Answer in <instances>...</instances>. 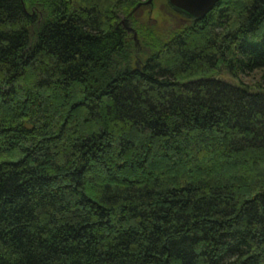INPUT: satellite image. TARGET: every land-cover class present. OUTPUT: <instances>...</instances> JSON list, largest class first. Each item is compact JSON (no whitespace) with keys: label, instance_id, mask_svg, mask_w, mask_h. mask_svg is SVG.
<instances>
[{"label":"trees","instance_id":"16d2710c","mask_svg":"<svg viewBox=\"0 0 264 264\" xmlns=\"http://www.w3.org/2000/svg\"><path fill=\"white\" fill-rule=\"evenodd\" d=\"M140 2L0 0V264H264V0Z\"/></svg>","mask_w":264,"mask_h":264},{"label":"rangeland","instance_id":"374dc122","mask_svg":"<svg viewBox=\"0 0 264 264\" xmlns=\"http://www.w3.org/2000/svg\"><path fill=\"white\" fill-rule=\"evenodd\" d=\"M142 2H143V8L141 10L138 9L139 11L137 10L136 12L132 13V15L135 13L134 20L137 21L140 25H143V26L148 25V27H152L160 35H162L163 38L169 37L176 29H178L181 26V21L178 19V17L174 15L168 9L167 0H155L152 6L145 5L146 0H142ZM138 38L140 40L139 35H138ZM263 77H264V74H262V71L254 72L251 75H245V77H243V82L249 85L256 84V85L264 86ZM223 79L231 81V83L233 84H239V82H237L234 78H232L227 73H224ZM262 159H264V156H262L261 154L257 155L256 160H262ZM202 161L203 162L201 163H208L207 159L206 160L202 159ZM247 161L248 160L246 159L233 160V161H227L225 164L231 167L235 165H237V167L241 166V170H243V172L244 171L246 172L245 174H240L241 177H243L244 179L246 178L248 180H252L256 178L257 176H259V172L249 174L245 166L247 164ZM242 166H245V169H243ZM229 174H231L234 178L238 177V173L236 175L233 171L229 172ZM223 177L224 176H222L221 178Z\"/></svg>","mask_w":264,"mask_h":264},{"label":"water","instance_id":"95a60500","mask_svg":"<svg viewBox=\"0 0 264 264\" xmlns=\"http://www.w3.org/2000/svg\"><path fill=\"white\" fill-rule=\"evenodd\" d=\"M152 1L149 0L145 4H149ZM220 1L222 0H167L170 7L195 20L204 19ZM134 39L136 45L139 46L140 40L137 33H134Z\"/></svg>","mask_w":264,"mask_h":264},{"label":"flooded vegetation","instance_id":"af4514ba","mask_svg":"<svg viewBox=\"0 0 264 264\" xmlns=\"http://www.w3.org/2000/svg\"><path fill=\"white\" fill-rule=\"evenodd\" d=\"M146 1L148 2L149 0H146ZM147 2H146V3H147ZM154 2H155V1L153 0L151 3H149V5L152 6ZM140 3H142L141 6H140L141 9H142V8H143V2H140Z\"/></svg>","mask_w":264,"mask_h":264}]
</instances>
